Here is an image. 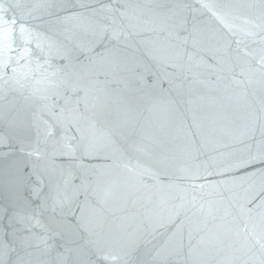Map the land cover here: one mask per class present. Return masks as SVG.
Listing matches in <instances>:
<instances>
[{"label":"water","instance_id":"95a60500","mask_svg":"<svg viewBox=\"0 0 264 264\" xmlns=\"http://www.w3.org/2000/svg\"><path fill=\"white\" fill-rule=\"evenodd\" d=\"M0 264H264V0H0Z\"/></svg>","mask_w":264,"mask_h":264},{"label":"snow or ice","instance_id":"6c2138e0","mask_svg":"<svg viewBox=\"0 0 264 264\" xmlns=\"http://www.w3.org/2000/svg\"><path fill=\"white\" fill-rule=\"evenodd\" d=\"M12 23L15 24V20H13ZM21 30L23 31V28Z\"/></svg>","mask_w":264,"mask_h":264}]
</instances>
